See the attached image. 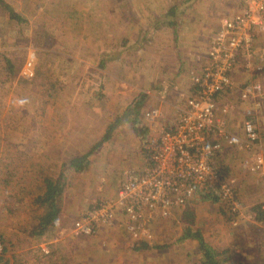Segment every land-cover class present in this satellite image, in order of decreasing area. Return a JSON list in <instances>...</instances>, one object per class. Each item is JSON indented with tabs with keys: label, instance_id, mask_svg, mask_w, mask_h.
<instances>
[{
	"label": "rangeland",
	"instance_id": "1",
	"mask_svg": "<svg viewBox=\"0 0 264 264\" xmlns=\"http://www.w3.org/2000/svg\"><path fill=\"white\" fill-rule=\"evenodd\" d=\"M142 1L154 5L155 0H0V238L7 249L4 264H199V242L183 239L186 224L182 219V212L194 207L196 201L176 212L180 216L173 213L155 220L148 242L133 237L120 216L110 227L95 225L90 235L76 234L73 226L101 201L115 199L129 170L142 171L150 162L146 143L139 139V152L134 151L132 140L126 138V131L118 132L122 130L119 126L125 124L134 132L136 120L146 126V110H164L147 102L149 95L144 92H126L123 86L120 91L119 84L124 81L110 76L120 74L122 80H131L117 62L120 58L124 61L125 49L128 51L124 41L134 37L125 20L130 12H138ZM196 2L172 0L170 9L176 6L174 11L178 13L174 16H183V9H193ZM217 8L220 6L213 11ZM232 8L223 9L215 19L219 22L202 31V44L224 17L238 12L236 4ZM119 17L121 22L116 26L114 20ZM135 39L142 42L139 36ZM30 58L33 78L23 74ZM94 65L100 67L101 75L94 73ZM113 81L118 84V93ZM140 99L144 102L136 114L134 106ZM118 121L109 141L103 144L102 138ZM45 141L51 144L48 157L44 154ZM98 144L101 146L94 149ZM92 150L84 171L64 172L68 183L55 229L45 237L30 236V224L39 212L36 199L46 187L44 174L56 180L61 163L71 159L73 153L81 156ZM199 199L216 203L224 221L232 225L234 215L227 203ZM210 210L205 206L195 226L206 224L215 229L214 243L221 247L227 236L222 234V221L207 219ZM243 210L241 203L235 217L239 223ZM252 264L260 263L254 260Z\"/></svg>",
	"mask_w": 264,
	"mask_h": 264
},
{
	"label": "built area",
	"instance_id": "2",
	"mask_svg": "<svg viewBox=\"0 0 264 264\" xmlns=\"http://www.w3.org/2000/svg\"><path fill=\"white\" fill-rule=\"evenodd\" d=\"M235 1L238 12L224 17L212 33L205 61L191 71L192 90L181 96L182 106L176 108V114L167 118L160 108L146 110L149 164L142 171H128L115 199L101 201L75 221L76 234L90 235L95 225L110 227L120 216L133 237L148 242L155 220L169 218L207 197L227 203L234 215L232 225L238 226L235 217L241 202L216 166V155L224 145L249 151L253 158L248 171L258 173L264 167V133L256 126L254 109L248 108L240 138L224 119L233 111L234 102L220 103V99L233 91L237 67L252 79L264 74V45L259 46V40L264 39V0ZM23 74L35 76L33 59L25 62ZM238 90L236 99L264 104V80H249ZM261 207L264 209V204ZM6 258V245L0 238V264Z\"/></svg>",
	"mask_w": 264,
	"mask_h": 264
},
{
	"label": "crops",
	"instance_id": "3",
	"mask_svg": "<svg viewBox=\"0 0 264 264\" xmlns=\"http://www.w3.org/2000/svg\"><path fill=\"white\" fill-rule=\"evenodd\" d=\"M226 2L223 0H197V5L193 9L192 6L185 7L189 10L184 8L183 16L180 14L175 17L174 15L178 12L174 11L176 6L173 7V10L170 9L172 0H155L154 5H148L142 1L138 12L137 10L134 13L130 12V16L125 20V23L130 25L129 28L133 29L134 37L124 41L128 51L125 49L124 61L120 58L117 62L121 70L124 68L125 73L123 74L132 81L122 80L119 77L120 74L116 76V74L110 73V76L124 81V84H119L120 91L123 86L126 92H144L149 95L145 100L163 108L167 117L175 115L176 108L180 106V96L188 95L192 90L191 71L199 68L205 61L210 40L206 38L207 42L202 44L201 36L204 34L202 31L206 32L213 28L219 22V19H215L223 13V9L229 10L236 1ZM215 6H220V8L213 11ZM191 9L193 11L189 14ZM164 17L166 19H163ZM120 22L121 17L114 20L116 26ZM137 36L142 39V42L136 41L135 37ZM263 40H259V46L264 45ZM203 45L205 49H202ZM97 46L95 44V47ZM94 66V73L97 72L101 75L100 67ZM145 69H148L147 72L144 71ZM133 77L136 78L133 79ZM233 78L235 82L233 91H228L220 99V103H227L226 100L234 102L233 111L224 117L228 128L243 138L242 125L245 113L248 108H252L256 126L259 131L264 133V104L256 106L255 103L240 101L238 96L237 99L235 98L236 94L238 95L239 87L244 82L254 79L264 80V74L257 75V78L252 79L251 75H246L241 67H237ZM113 83L116 85L115 89L118 93V84L114 81ZM131 98L132 96L129 97V99ZM119 127L122 130L120 129L118 132L126 131V138L132 140V145L135 146L134 151L139 152L138 146H141V139L137 133L130 132L125 124L124 127ZM120 136L122 137L121 133ZM30 143L33 144L34 140ZM45 143L47 149L44 154L48 157L51 144L48 141ZM262 145L264 148V137ZM249 154L250 159H248ZM72 155L77 154L73 153ZM216 156V166L222 170L224 178H228V181L234 185L237 196L243 204L244 217L238 226L233 227L230 222L224 221L223 215H221L222 211L219 210L216 203L210 200H197L194 207H191L195 213L196 224L200 216H203L201 214H203L205 206H208V210H212L207 212V219L211 221L218 218L222 221V234L227 236V242L218 247L217 243H214L215 229L208 228L209 226L203 223L205 226H197L202 231L205 241L219 251H227L228 257L233 259V261H229V264H252L254 260L264 264V211L261 208L264 204V167L258 173H250L248 167L253 155L249 151H240L229 145H224ZM124 165L126 164L124 163ZM126 172L127 170L123 174ZM177 215L180 216L179 213H175L173 216Z\"/></svg>",
	"mask_w": 264,
	"mask_h": 264
},
{
	"label": "trees",
	"instance_id": "4",
	"mask_svg": "<svg viewBox=\"0 0 264 264\" xmlns=\"http://www.w3.org/2000/svg\"><path fill=\"white\" fill-rule=\"evenodd\" d=\"M6 7H8V5H6ZM230 7L232 10L233 6L231 5ZM9 63L11 62L9 61ZM221 96L223 97L224 94ZM143 102L144 100L140 99L135 103L134 109L136 114H139ZM119 122L120 121H118L116 125H111V127L108 129L107 134L101 140L103 144L110 139L113 129L120 124ZM136 122L138 121H135L133 127L134 131L144 144L147 142L148 130L145 126L143 127L140 125V123ZM98 146H101V144L96 145L94 149ZM93 152L94 150L81 156L72 155L71 159L62 163L60 175L56 180H54L52 177L48 178L47 174L42 173L45 175L43 178V183H46V187L43 190L44 192L41 195H38L36 199V204L39 209L37 210L39 212L34 214L33 221L30 224L28 230L30 236L37 238L45 237L46 234L55 229L59 219L61 218L63 194L65 192V186L68 183L64 172L68 174L72 171H84L86 169L85 167L90 162L89 157ZM208 198H212V200L214 199V201H217V197H207L206 199ZM183 215L184 216L182 219L184 220V224H186L183 239H196L199 242L200 264H226L228 261H233L230 256L228 257L227 251H219L205 241L201 230L195 226V213L192 209L185 210Z\"/></svg>",
	"mask_w": 264,
	"mask_h": 264
}]
</instances>
